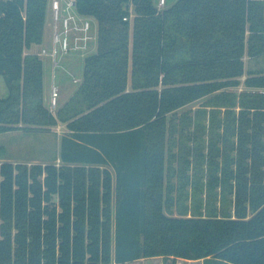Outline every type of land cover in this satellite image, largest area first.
I'll return each instance as SVG.
<instances>
[{"label":"trees","instance_id":"obj_1","mask_svg":"<svg viewBox=\"0 0 264 264\" xmlns=\"http://www.w3.org/2000/svg\"><path fill=\"white\" fill-rule=\"evenodd\" d=\"M49 4L0 0V133L67 128L60 164L0 166V264H264V68L245 66L264 54V0H76L97 51L56 113L28 51Z\"/></svg>","mask_w":264,"mask_h":264},{"label":"rangeland","instance_id":"obj_2","mask_svg":"<svg viewBox=\"0 0 264 264\" xmlns=\"http://www.w3.org/2000/svg\"><path fill=\"white\" fill-rule=\"evenodd\" d=\"M159 3V0H156ZM175 0H166V4L162 6L164 8L166 5H170ZM93 25L98 27V22L95 19H92ZM95 48L92 50L91 53L97 51V41L94 43ZM45 64H46V85L49 92V104H46L54 113L58 110L61 102L67 101L71 95L75 92L77 87L79 86L80 82H74L73 77L81 78L83 76V68H84V58L80 53L72 52L63 56L60 59V66L55 68L56 77L55 81L58 86L63 87L65 90L62 92L60 89V93L57 99V104H52V90L50 88L51 85V71L49 65V58L44 55ZM245 66L246 71L248 70H258L264 68V54L256 56V57H249L248 55L245 56ZM242 85L240 87L234 88L235 90H241L245 88L244 80L246 79V74L242 77ZM233 89V88H232ZM9 89L4 75H0V97H5L8 95ZM204 99L195 101L191 104L184 106L183 108L177 111V116H175L176 120H178L180 114L183 111H189L194 113L195 109L202 106ZM67 131L66 126L61 123L60 125H54L48 127V129L42 128H32V129H18L13 131H5L0 133V166L5 161H10L13 164L17 163H25L28 166H31L34 163H50V162H57L60 164L61 160L59 157L60 153V137ZM179 134H176L178 136ZM178 151V148H177ZM191 159L193 156L191 155ZM194 160V159H193ZM179 162L176 161L174 166L177 168L179 167ZM110 169L113 173V198H112V208L115 210L116 206V176L115 170L112 166ZM194 166L192 165L188 170L190 174V178L193 179L194 176ZM202 178L205 177L202 175ZM174 181L178 180V176L173 177ZM188 192H189V199L187 200L188 204H192L193 200V186L192 184H188ZM178 192H175V196H177ZM205 197V193H200L199 196ZM174 214L177 213V208L174 207L173 210ZM172 261V259H169ZM112 264H165V260L161 256L157 257H147L141 260H133L128 261L125 263H117L113 261ZM176 264H228L227 262L212 258L209 260L199 259V260H187L183 258H178Z\"/></svg>","mask_w":264,"mask_h":264},{"label":"built area","instance_id":"obj_3","mask_svg":"<svg viewBox=\"0 0 264 264\" xmlns=\"http://www.w3.org/2000/svg\"><path fill=\"white\" fill-rule=\"evenodd\" d=\"M166 4V0H159V7ZM55 19L53 46L43 48L40 55H49L53 59L54 68L60 66V59L72 52L87 56L95 48L98 40L96 27L92 17L79 13L76 9V0H50ZM127 19V17H125ZM74 82L81 78L73 77ZM59 86L52 85V104H57Z\"/></svg>","mask_w":264,"mask_h":264},{"label":"crops","instance_id":"obj_4","mask_svg":"<svg viewBox=\"0 0 264 264\" xmlns=\"http://www.w3.org/2000/svg\"><path fill=\"white\" fill-rule=\"evenodd\" d=\"M54 32H55V19L53 16V11L51 8V5L49 4L48 7V11H47V16H46V24H45V31H44V39L43 42L40 44H33L32 47L28 50L29 52H34V53H38L40 55V52L43 48H51L53 46V37H54ZM43 60H44V94H45V104H49V92H51L49 89H47V85H46V80H47V76H46V64H45V58L44 55H40ZM49 58V65H50V71H51V85L50 88L52 90V85L55 82L57 84V82L55 81V77H56V72H55V68L53 65V59L51 56L49 55H45ZM59 85V84H58ZM61 88V89H60ZM59 89L64 92L65 90L63 89V87L59 86ZM59 90V93H60ZM66 101L61 102L60 104H64ZM61 123H59L58 125H60ZM64 124V123H63ZM65 125V124H64ZM18 130V129H15ZM13 131V130H10ZM61 138V137H60ZM143 259V258H141ZM138 259V260H141Z\"/></svg>","mask_w":264,"mask_h":264}]
</instances>
